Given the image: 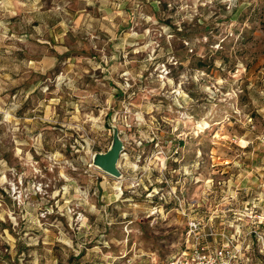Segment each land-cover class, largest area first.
I'll use <instances>...</instances> for the list:
<instances>
[{
	"label": "rangeland",
	"instance_id": "374dc122",
	"mask_svg": "<svg viewBox=\"0 0 264 264\" xmlns=\"http://www.w3.org/2000/svg\"><path fill=\"white\" fill-rule=\"evenodd\" d=\"M252 204L264 0H0V264H170L195 213L264 264Z\"/></svg>",
	"mask_w": 264,
	"mask_h": 264
},
{
	"label": "built area",
	"instance_id": "2783aa9c",
	"mask_svg": "<svg viewBox=\"0 0 264 264\" xmlns=\"http://www.w3.org/2000/svg\"><path fill=\"white\" fill-rule=\"evenodd\" d=\"M173 196L181 201L173 192ZM198 207V202L192 204ZM249 231L248 236L264 244V210H256V205L252 204L244 208ZM213 216L209 217L212 221ZM239 218V217H238ZM186 229L183 236V248L180 253L170 261V264H231L238 254V250L231 249L235 235L239 237L240 231L235 229L233 234H226L224 231H216L210 226L203 224L202 218L195 213L186 218ZM246 240V238H244Z\"/></svg>",
	"mask_w": 264,
	"mask_h": 264
},
{
	"label": "water",
	"instance_id": "95a60500",
	"mask_svg": "<svg viewBox=\"0 0 264 264\" xmlns=\"http://www.w3.org/2000/svg\"><path fill=\"white\" fill-rule=\"evenodd\" d=\"M123 149V143L118 135L117 128L112 129V141L109 148L104 152H95L91 157V164L103 172L114 176H120L118 169V159Z\"/></svg>",
	"mask_w": 264,
	"mask_h": 264
}]
</instances>
